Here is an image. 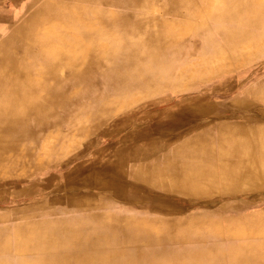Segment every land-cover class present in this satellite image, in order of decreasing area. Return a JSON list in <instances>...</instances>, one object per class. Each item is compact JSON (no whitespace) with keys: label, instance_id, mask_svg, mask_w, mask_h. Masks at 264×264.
Returning a JSON list of instances; mask_svg holds the SVG:
<instances>
[{"label":"bare ground","instance_id":"bare-ground-1","mask_svg":"<svg viewBox=\"0 0 264 264\" xmlns=\"http://www.w3.org/2000/svg\"><path fill=\"white\" fill-rule=\"evenodd\" d=\"M67 1L70 2L63 6L44 3V14L29 17L27 28L22 27L0 44V171L13 163L22 166L32 161L40 166L32 152L35 146L30 144L43 138L53 126L73 129L72 122L85 115L86 121H80L79 127L91 123V130L96 132L115 115L118 104L154 96L170 89L171 84L177 85L166 80L172 78L173 70L175 82L184 77V69L177 66L182 58L180 65L191 59L192 68L203 67L195 71L196 75L208 78L251 60L244 54L248 43L264 44V0H96V24L88 22L92 10L73 11L74 0ZM104 4L123 8L111 11L104 9ZM51 19L67 25L63 36L41 32L44 25L40 23ZM182 24L187 28L181 29ZM72 27H76L78 37H72ZM187 31L201 42L195 58L191 57L194 44L188 45L185 54L182 39L189 34ZM66 72L69 75H64ZM94 77L103 79V92L93 82ZM59 106L65 107L63 112L57 111ZM129 120L130 117L118 124L120 131ZM186 125L179 123L174 130ZM214 136L215 146L199 133L179 143L174 148L182 155L158 159L164 167L153 163L154 159L149 161L150 157L134 160L128 152L116 153L113 164L105 162L92 171L91 177L103 181L97 185L100 188L87 187L95 193L124 196L138 192L137 180L164 194L197 196L214 192L217 181L226 192H236L242 185H253L264 174V155H257L264 150V127L225 123ZM65 137L60 136L63 141ZM51 139L49 135L42 148L48 154L53 149ZM115 179L133 187H113ZM159 198L170 202L168 196ZM92 202L95 201L69 197L66 204L90 211L96 206ZM98 217L107 221L99 225L87 223L81 228H77L75 217L53 221L47 225L44 237L23 239L21 249L32 243L50 254L32 264H166L168 259L170 264H221L224 260L227 264H251L264 259L263 243L251 238L250 230L223 232L216 228L205 234L203 230L210 223L206 218L196 217L195 225L184 220L177 224L158 220L162 225L156 226L162 232L153 233L151 229L156 226L145 219L118 220L113 214ZM257 218L256 224L264 227V214ZM234 219L230 217L227 222ZM182 229L184 232L178 235L176 231ZM209 236L240 242L225 250L218 242L210 246L199 243L212 240ZM65 239L71 241L69 248L63 245ZM173 240L191 244L170 252L167 244ZM0 246L6 248L2 242Z\"/></svg>","mask_w":264,"mask_h":264},{"label":"rangeland","instance_id":"rangeland-1","mask_svg":"<svg viewBox=\"0 0 264 264\" xmlns=\"http://www.w3.org/2000/svg\"><path fill=\"white\" fill-rule=\"evenodd\" d=\"M156 1L163 2V0ZM46 2L63 6L62 3L70 1L0 0V44L9 41L8 39L14 36L22 27L27 28L29 17L44 14L42 12ZM73 2H75L71 5L73 11L92 10L93 13L88 22L96 24V18L93 16L96 15V9L94 10V8H97L94 5L96 0L90 2L89 0H74ZM110 3H112V0ZM102 7L111 11H120L123 8L114 4H104ZM199 22L202 23L203 20L200 18ZM40 24L44 25L41 32L46 35L56 33L63 36L67 32V25L56 19ZM180 27L181 29L187 28L185 24L180 25ZM70 30L72 37H78L76 27H72ZM187 33L189 34L182 39L185 45V54L190 47L188 45L194 44L195 47L192 49L193 55L191 57L195 58L197 57V54H195L197 47L201 45V42L192 36L190 32L187 31ZM247 47V51L244 53L245 59L252 58L251 60H248V62L245 60L244 64H240L241 67L235 70L208 78H200L199 75H196V72L201 71L203 67L199 65L192 68L190 65L194 61L191 59L188 64L180 65L181 60L184 59L182 58L178 61L177 66L184 69V77L175 82L173 77L175 71L173 70L172 78L168 77L166 80L174 84L177 83V85L171 84L170 89L154 96L141 97L123 105L118 104L115 115L108 123L103 124L102 129L96 132L91 130V123L79 127L78 123L80 121H86L85 115L72 122L73 129L63 126L59 130L58 127L53 126L49 130L51 131L49 134H47L49 131H46L47 135L45 134L43 138L38 139L34 144H30L35 146L32 152L36 153L35 158L41 163L40 166H36L34 162L29 161L22 166L13 163L2 167L3 171H0V177L1 174L11 175L4 172L6 168L12 171L19 167L23 168L25 177L20 175L5 180L18 179L21 184L18 181L5 182L0 179V242L6 246V248L0 246V262L9 261V264H19L23 261L26 264H32L35 259L47 257L50 254L47 253L46 249L44 250L41 246L32 243L25 249H21L23 239L42 238L46 234L48 224L66 218L75 217L77 228L84 227L87 223L99 225L102 221H107L98 217L103 214H113L117 216L118 220H126L124 218L127 217H134L137 220L145 219L155 226L162 225L158 220L172 224L184 220L195 225L197 223L196 217L199 218L198 220L206 218L210 223L203 230L205 234L216 228L223 232L228 229L250 230V237L263 243L264 248V227L256 224L257 217L262 213L264 214V174H261V177L253 185H242V187L236 189L238 190L236 192H231L232 190L228 192L225 190L218 191V196H215L216 202L210 199L213 192H206V194L197 196H185L174 192L164 194L151 187L150 184H144L137 180L134 182L138 192L136 194L130 192L124 196L103 194V192L95 193L87 187L89 185L95 189L100 188L97 185L102 184L103 181L97 182L95 178L91 177L92 171L96 167L105 164V162L113 164L117 158L115 157L116 153L128 152L134 160L141 157H150L149 161L154 159L153 163L164 167V163L158 159L165 155L176 157L175 153L183 154L180 151L175 152L176 148L174 147L189 138L171 142L177 135L192 134L189 136L191 139L199 133L208 139L210 145L215 146L213 144L214 135L225 123L264 127V117L261 118V115H264V88L261 89V87H264V44L250 42ZM64 75H69V73L66 72ZM93 82L96 85L99 84L101 87L100 92H103V79L94 77ZM68 91L70 92V89ZM248 107L252 109L248 110ZM57 108L58 112H63L65 107L59 106ZM75 108L78 110L79 106ZM168 113L174 116L169 117L166 115ZM129 117L130 120L124 123V130L120 131L117 127L118 124ZM69 118L70 116H67V119ZM244 118H248V120ZM179 123L187 125L185 128L175 131L174 127ZM158 127L160 129L164 127L163 131L157 130ZM49 135H52L51 147L53 149L48 154L42 148ZM61 135L66 136L64 141L63 138H60ZM63 143L65 144L62 145ZM25 153L26 151H23L21 154L24 155ZM261 154L264 155V150L257 153L259 157ZM27 175H30L28 179ZM218 183H221V181H217V185ZM111 185L119 189L133 187L119 179H115ZM217 185L215 186L219 187ZM20 186L22 187L19 188ZM11 189L14 190L9 192ZM160 196H168L170 202L161 200ZM69 197L77 201H95L92 202V205L96 206L93 208L94 210L80 209V211L66 204ZM205 197H208V199L200 201ZM228 199L229 201H224ZM22 209L23 211L26 210L21 211L22 213L18 211ZM230 217L235 219L227 222ZM160 230L159 226L151 229L153 233L162 232ZM181 232H184L183 229L176 231L178 235ZM209 237L212 238L213 242L211 239L209 241L205 239L199 243L210 246L212 243L218 242L221 243V248L225 250L234 242H240L239 239L220 236ZM139 243L144 245L143 241ZM188 244L191 243L181 244L179 241L173 240L167 244V248H170V252H172L181 248V246H188ZM63 245L65 248H69L71 241L65 239ZM262 252L264 253V249ZM222 262L221 264H227L225 260ZM166 264H170L169 259ZM251 264H264V259L253 261Z\"/></svg>","mask_w":264,"mask_h":264},{"label":"crops","instance_id":"crops-1","mask_svg":"<svg viewBox=\"0 0 264 264\" xmlns=\"http://www.w3.org/2000/svg\"><path fill=\"white\" fill-rule=\"evenodd\" d=\"M192 134H189V135H187L186 133L184 134V136L183 135H177L176 136V138H174V139H172V141L171 142H175V141H177V140H181L182 138H190L189 136H191ZM177 137H178V139H177ZM20 173V174H19ZM20 175H22V176H24L23 175V168H21V167H19V168H15V169H13L12 170V172H11V175H3V174H1V177H0V179L2 180V181H5L7 178H11V177H14V176H20ZM30 175H27L26 177H27V179H28V177H29ZM25 177V176H24ZM27 179H26V181H27ZM12 181H18V179H15V180H12ZM12 181H5V182H12ZM19 182V181H18ZM20 183V182H19ZM231 184H233L232 182H230ZM21 184V183H20ZM26 184V183H25ZM25 186V185H24ZM217 186H219V187H216L217 189L216 190H214V192L211 194V196H210V199H212V200H214L215 202H216V200H215V196H218V191H220V190H222V191H224V189H222L221 187H223L224 185L222 184V183H218V185ZM22 186H20L19 188H21ZM12 190H14V189H11V190H9V192L10 191H12ZM220 197V196H219ZM208 199V197H205V198H203V199H200V201H205V200H207ZM221 200V199H220ZM224 201H229V199L228 200H224ZM231 201V200H230ZM15 209V208H14ZM11 210H13V209H11ZM11 210H9V211H11ZM9 211H8V213H9ZM8 213H4V214H8ZM3 214V213H2ZM1 215V214H0Z\"/></svg>","mask_w":264,"mask_h":264}]
</instances>
